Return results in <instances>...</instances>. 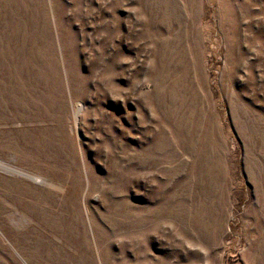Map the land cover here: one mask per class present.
Returning a JSON list of instances; mask_svg holds the SVG:
<instances>
[{
	"label": "rangeland",
	"instance_id": "rangeland-1",
	"mask_svg": "<svg viewBox=\"0 0 264 264\" xmlns=\"http://www.w3.org/2000/svg\"><path fill=\"white\" fill-rule=\"evenodd\" d=\"M0 264H264V0H0Z\"/></svg>",
	"mask_w": 264,
	"mask_h": 264
},
{
	"label": "bare ground",
	"instance_id": "bare-ground-1",
	"mask_svg": "<svg viewBox=\"0 0 264 264\" xmlns=\"http://www.w3.org/2000/svg\"><path fill=\"white\" fill-rule=\"evenodd\" d=\"M25 174V173H24ZM26 175V174H25Z\"/></svg>",
	"mask_w": 264,
	"mask_h": 264
}]
</instances>
